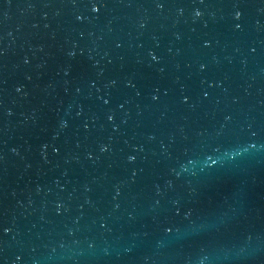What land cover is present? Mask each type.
I'll list each match as a JSON object with an SVG mask.
<instances>
[{
  "label": "water",
  "instance_id": "water-1",
  "mask_svg": "<svg viewBox=\"0 0 264 264\" xmlns=\"http://www.w3.org/2000/svg\"><path fill=\"white\" fill-rule=\"evenodd\" d=\"M0 264H264V0H0Z\"/></svg>",
  "mask_w": 264,
  "mask_h": 264
},
{
  "label": "snow or ice",
  "instance_id": "snow-or-ice-1",
  "mask_svg": "<svg viewBox=\"0 0 264 264\" xmlns=\"http://www.w3.org/2000/svg\"><path fill=\"white\" fill-rule=\"evenodd\" d=\"M157 6L159 7L160 5H157ZM91 9H92L93 12L97 11V4L96 3H92L91 4ZM197 15H199V13H197ZM237 15H239V13H237ZM129 159L131 160V159H133V157L130 156ZM7 231H8V229L5 228L4 232H7Z\"/></svg>",
  "mask_w": 264,
  "mask_h": 264
}]
</instances>
